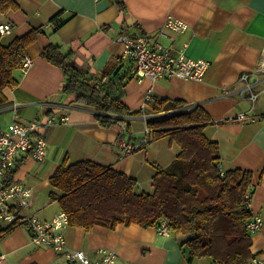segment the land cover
Instances as JSON below:
<instances>
[{
    "label": "crops",
    "instance_id": "obj_1",
    "mask_svg": "<svg viewBox=\"0 0 264 264\" xmlns=\"http://www.w3.org/2000/svg\"><path fill=\"white\" fill-rule=\"evenodd\" d=\"M17 1L18 9L0 12V24L12 26L10 33H0V42L7 44L33 28L42 27L43 31L27 48L32 66L27 71L17 69L16 84L3 89L0 130L13 122L46 121L48 116L54 119L43 126L48 145L46 157L36 160L22 154L16 172L13 171L14 178L33 188L31 207L25 213L48 221L61 210L50 197V175L65 159L68 163L89 159L109 166L135 178L136 192H153V175L174 160L179 144L163 136L124 155L118 139L126 136L136 141L145 136L148 118L158 119L170 110L200 108L209 117L204 133L218 146L220 168L253 172L255 190L250 209L252 215L263 218V224L252 235L250 249L264 257V92L253 104L239 89L243 72H254L256 79L261 80L259 86H264V72L255 71L264 56V0ZM168 14L185 20L189 26L181 33L171 32L172 40L163 42H172L179 48L186 43L187 56L208 60L210 66L203 80L165 77L138 81L132 76V60L124 54V44L117 40L121 28L155 35ZM54 18L64 21L57 27L52 22ZM50 44L58 45L62 54H70L75 64L91 76H106L103 83L107 89L111 85L122 86L121 100L126 107L130 111L142 110L128 119L132 131H125L117 123L101 125L93 106L78 100L76 94L63 91V69L41 56L43 48ZM111 88L117 95L115 87ZM148 93L160 100L180 101L181 105L156 112L154 105H145ZM241 111H250L251 117L228 120ZM136 119L143 120L145 128L135 126ZM158 226L119 223L87 229L69 223L62 233L70 248L85 250L94 259L99 256V248L114 249L118 264L214 262L210 256L190 259L189 247L184 243L186 235L173 234L170 228L166 235L159 232ZM0 251V264H69L64 252L33 242L24 225L4 233Z\"/></svg>",
    "mask_w": 264,
    "mask_h": 264
},
{
    "label": "trees",
    "instance_id": "obj_2",
    "mask_svg": "<svg viewBox=\"0 0 264 264\" xmlns=\"http://www.w3.org/2000/svg\"><path fill=\"white\" fill-rule=\"evenodd\" d=\"M18 8L17 0H0L2 13ZM63 21L52 20L57 27ZM41 31L42 27L33 28L7 44L0 42V103L5 100L3 89L16 84L14 72L21 69L28 46ZM41 56L63 69V91L93 106L101 125L117 123L131 131L128 119L142 110L130 111L126 107L121 100V85L107 89L103 83L106 76H91L75 64L70 54H62L56 44L43 48ZM111 87H115L117 95ZM153 105L156 112L168 111L181 102L161 100ZM208 120L200 108L147 119L149 142L169 136L180 146L174 160L153 175V192H136L135 178L109 166L89 159L75 163L65 159L50 175V197L67 212L73 225L87 229L97 224L150 226L165 218L173 234L186 235L184 243L189 247L190 259L210 256L214 262L225 264L246 262L254 256L250 249L252 236L246 228L252 216V198L246 193H254L253 172L233 168L221 173L218 146L204 133ZM16 170L17 167L13 171ZM13 227L5 228V232Z\"/></svg>",
    "mask_w": 264,
    "mask_h": 264
},
{
    "label": "built area",
    "instance_id": "obj_3",
    "mask_svg": "<svg viewBox=\"0 0 264 264\" xmlns=\"http://www.w3.org/2000/svg\"><path fill=\"white\" fill-rule=\"evenodd\" d=\"M97 1V0H96ZM189 24L172 14H168L164 24L155 35L139 32L133 33L129 27L123 26L117 36V40L124 44V54L132 60L131 74L138 81L145 78L159 79L165 77H178L201 81L210 66L208 60L194 59L186 55L185 43L182 48L176 47L172 42L165 44L164 39L172 40L171 32L181 33ZM12 31L8 23L0 24V33L7 34ZM264 55V54H263ZM33 64V59L26 54L21 64V69L27 71ZM255 71L264 72V56L261 64ZM258 78V77H257ZM261 80L256 79L254 72H243L240 76L239 89L254 104L264 86H259ZM161 100L148 93L145 105H153ZM55 110V108H54ZM178 110H170L175 112ZM250 111L238 112L228 120H246L250 118ZM52 116L46 121L35 119L29 123L13 122L0 130V238L9 226L24 225L32 234V240L38 245L51 246L57 252H65L69 264H118V253L111 248H99V256L92 258L85 250L73 249L67 245L66 237L62 229L70 223L66 211L60 210L51 220L44 221L34 214L25 213L31 207L33 188L14 178L13 169L22 159V154H28L36 160H42L47 154V140L43 126L53 123ZM125 130V125H121ZM150 130L146 128L145 136L132 141L125 137L118 139L120 152L124 155L132 154L149 142ZM224 174V170L221 169ZM246 197L252 198L247 192ZM263 218L252 215L246 223V228L254 235L262 226ZM159 232L169 235L170 229L167 219H162L158 226ZM212 264H225L213 262ZM241 264H264V257L254 255Z\"/></svg>",
    "mask_w": 264,
    "mask_h": 264
},
{
    "label": "rangeland",
    "instance_id": "obj_4",
    "mask_svg": "<svg viewBox=\"0 0 264 264\" xmlns=\"http://www.w3.org/2000/svg\"><path fill=\"white\" fill-rule=\"evenodd\" d=\"M133 124H135V126H137V127H140V128H142V127H144L145 128V125L143 126V124H144V122H143V120H138V119H136V120H134L133 121ZM132 131V130H131ZM144 135V132H143V134L141 135V136H143ZM151 190L150 191H152L153 190V186H152V188H150ZM160 223V222H159ZM252 236V235H251ZM65 253V252H64ZM254 255H256L257 253H253ZM259 255V254H258ZM262 256V255H261ZM253 257V256H252Z\"/></svg>",
    "mask_w": 264,
    "mask_h": 264
}]
</instances>
